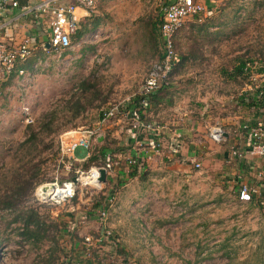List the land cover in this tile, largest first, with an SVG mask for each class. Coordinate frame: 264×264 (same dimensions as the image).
<instances>
[{
  "label": "rangeland",
  "instance_id": "1",
  "mask_svg": "<svg viewBox=\"0 0 264 264\" xmlns=\"http://www.w3.org/2000/svg\"><path fill=\"white\" fill-rule=\"evenodd\" d=\"M169 1L105 0L109 15L101 17L111 26L106 28V38L81 42L84 35L79 44L74 42L66 50L44 46L27 59L26 73L14 72L0 79V171L11 167L19 145L28 137V126L39 125L45 116L56 119L53 127L60 128L54 133L57 152L41 166L48 177L42 183L64 181L89 170L85 161L75 163L74 155L63 157L58 152L60 136L95 125L104 108L133 97L151 67V61L135 60L145 38L137 16L162 15L161 8ZM207 4L218 13H201L197 20L230 23V30H219L224 37V59L235 49L233 57L244 54L249 69L236 80L228 78L223 69L230 71L236 60H217L207 35H201L188 42L178 41L182 62L171 88L187 87L188 92L182 99L176 96L177 101L186 99L206 111L207 122L215 123L223 115H247L251 93L264 86L262 78H252L263 71L254 68L253 62L264 60V0H209ZM98 7L91 13L100 15L102 6ZM47 35L43 32L42 39L48 41ZM145 48L141 52L146 53ZM85 82L94 86L85 91ZM78 102L87 107L81 109ZM86 152L78 147L74 153L85 157ZM124 152L127 157L118 167L125 175L115 174L114 182L108 180L99 187L77 185L76 196L62 206H42L33 194L27 201L26 206H42V216L62 228L60 243L70 255L62 257L61 264L69 260L71 264H186L190 260L197 264H264L255 258L264 238V211L238 203L239 189L235 187L242 183L224 180L213 170L212 159L189 178L181 173L167 175L165 169L157 168L145 177L148 180L141 179L132 176L134 166L127 163V158L134 156ZM252 185L257 187V183ZM103 209L106 213L101 217ZM17 212L0 213V227L9 239L0 252L6 264L29 263L37 251L45 253L51 245L46 242L36 251L29 244H20L23 238L15 227L21 223L7 226ZM73 232L77 238L71 237ZM225 241L227 247L222 248ZM227 249L234 258L224 256ZM261 253L264 258V246Z\"/></svg>",
  "mask_w": 264,
  "mask_h": 264
},
{
  "label": "crops",
  "instance_id": "2",
  "mask_svg": "<svg viewBox=\"0 0 264 264\" xmlns=\"http://www.w3.org/2000/svg\"><path fill=\"white\" fill-rule=\"evenodd\" d=\"M104 1L105 0H98V5L99 7L102 6L101 8L103 11L100 15L95 14V12L85 14L83 20L90 17L98 20L100 23L98 29L105 32L111 26L105 24L103 22V17H101V15H109V12L105 11L108 10L106 9V5L105 7L103 6ZM208 1L209 0H207V3ZM26 2L27 0H21L22 4ZM106 4L109 3L106 2ZM99 7L98 9H101ZM207 8L208 10L206 12V16L218 13V9L214 8L212 5H208ZM17 12H19V9L10 8L7 17H12L17 14ZM156 15L160 17H157ZM156 15L147 14L145 16L139 14L137 16L142 22L138 24L140 29H142L145 38H143V45H141V48H138L139 54L141 55L136 54L135 60L138 62L151 61V67L148 69L145 77L148 75L153 63L160 60V58L157 57L155 49L152 47L151 41L149 40L150 31H148V24L153 26L150 24L151 22H158V24L160 22V27H162L163 13L162 15ZM198 16L199 14L192 16L187 20L184 27L180 30L179 41L182 43L188 42L202 36L206 37L207 35V40L212 43L214 48L215 53L213 56H215L217 60H227L228 62L236 60V58L233 57L235 49L232 53L228 54L226 59H224L225 56L223 46L225 43L221 42L224 37L223 33H220L219 31L226 28L230 30L229 26H231V24L224 22L202 23L197 20ZM18 22L19 27L12 26L4 33L5 40L12 48L16 49L26 37L32 38L33 46H35L34 52L44 47V44L47 41L42 39L41 34L46 32L48 28L47 23L40 20L37 21L29 15L20 17ZM120 28L122 27L117 29ZM139 35L142 36L141 33ZM227 37L231 38L232 34H228ZM139 40L141 43L140 38ZM227 45H229V43H227ZM145 46H147V52H141V49H146ZM34 52L32 54H34ZM27 62L28 60L26 59V61H19L18 63L19 68H23L26 72L27 68L29 69ZM173 82L174 79L172 77L170 82L171 86ZM171 86L164 90L160 89L157 92L158 94H153L154 96L156 95V97L152 95L149 98V121L158 124L160 123L161 131L158 136H155L154 132L152 133L151 131H145L140 135L141 140L146 142L148 147L147 150L143 151V148H140L137 145V138L129 131L131 124L129 113L127 116H121L118 120H114L110 124L111 127L108 129V133H110V137L112 139L111 150L104 147L108 156L107 160L109 158L113 160L115 157H118V163L119 161L121 163L123 158L127 157V152L124 151H128L131 156L136 158L139 157L140 160V164L134 167L135 174H132V176L148 180V174H150L153 169L157 168L165 169V173L167 172V175L181 173L186 178H189L190 176H193V174L198 175L199 173L198 171L200 169L198 168L200 167L196 166V162H199L202 165L207 159H212L214 163L213 170H217L218 174H221L220 176H222V178H224L227 182L234 181L239 184L247 183L250 186H254L252 184L257 183L256 188L258 189V193L256 197L251 201H242L238 196V203L245 207H253L256 211L259 210L263 212L264 156H253L249 152L251 140L249 131L248 129H245V126L252 127V125L264 124V107L259 105L256 106L258 103V101H256V104H253V106L247 105L246 108L249 109V113L247 115L238 117L236 115L228 114L223 115V117L215 123L214 121L207 122L209 120L205 119V110H198V107H195V105L189 103L186 99L177 101L176 96H179V99H182L181 96L188 92V88L182 86L171 88ZM130 107L131 106H127V109L129 110ZM214 126H221L225 130V139L222 142H217L211 137L210 132ZM107 135L108 134H106V136ZM104 140L105 137L98 141L100 146L101 143L103 144ZM154 142L160 143L159 150L154 147ZM233 147L237 148L241 152V155H232L231 150ZM112 150L114 152H112ZM74 156L76 161L75 163H81L80 161L87 160L86 157H79L76 153H74ZM116 160L113 161L116 162ZM115 174L123 176L125 175V171L116 164L115 168L108 173L107 181L115 180ZM163 174L164 173H162V175ZM128 175L129 174L126 173V176ZM145 177L148 178L146 179ZM242 184L236 186L235 188L240 189ZM259 203L261 204L259 205Z\"/></svg>",
  "mask_w": 264,
  "mask_h": 264
},
{
  "label": "built area",
  "instance_id": "3",
  "mask_svg": "<svg viewBox=\"0 0 264 264\" xmlns=\"http://www.w3.org/2000/svg\"><path fill=\"white\" fill-rule=\"evenodd\" d=\"M97 5L98 0H27L24 4L21 3V0H0V79L14 72L26 73L23 68H18V63L26 61L35 50L31 37H26L16 49L12 48L4 38L5 31L12 26L19 27L20 17L29 15L37 21L47 23L48 41L44 46L66 50L72 48L74 42L80 43L81 39L77 40L76 35L81 28V21L85 14L91 13L97 8ZM207 7V0H170L161 8L163 13L161 32L165 55L153 63L143 83L134 92L133 97L128 99L129 101H120L104 108L99 120L93 126H83L63 133L59 141L60 154L63 157H71L78 147H84L88 150L85 156L87 159L91 155L92 147L98 143L99 137H105L108 134L110 124L129 113L131 119L129 131L137 138V145L142 147L143 151L147 150L148 147H143L140 135L145 131H151L155 136H158L161 125L145 120L141 115L146 114L149 108V98L171 82V72L178 59L175 47L177 33L190 17L206 13ZM10 8H17L19 12L12 17H7ZM106 37L104 31L96 29L86 34L81 42H85V40L100 41ZM253 63H255L254 68L259 66L263 68V71L253 75L252 78L259 76L264 80V60L257 59ZM249 65L250 63H248ZM135 99H140L137 107L133 104ZM127 106H131L129 110ZM249 127L245 126V129L249 130L251 140L249 152L253 156H264V124ZM210 134L217 142H222L225 139V130L221 126H214ZM154 147L159 150L160 143L154 142ZM231 151L234 156L241 155V152L235 147ZM116 162L109 158L105 164H94L86 172L77 173L74 176L78 180L77 183L73 181L74 177L64 181L56 179L50 183H42L36 188V200L53 206L65 205L76 196L77 185L99 187L106 183L100 180L101 168L107 169L109 173L116 164L118 165V159ZM139 162V157L127 158L128 166H137L140 164ZM200 165L199 162H196L197 167ZM257 193L256 187L244 183L239 189V198L242 201H251ZM105 213L104 209L101 210V217L105 216Z\"/></svg>",
  "mask_w": 264,
  "mask_h": 264
},
{
  "label": "trees",
  "instance_id": "4",
  "mask_svg": "<svg viewBox=\"0 0 264 264\" xmlns=\"http://www.w3.org/2000/svg\"><path fill=\"white\" fill-rule=\"evenodd\" d=\"M99 24L100 23L98 20H95L91 17L86 20H82L81 28L76 35V39L80 40L84 35L99 27ZM150 24L153 26H150L148 24V31H150L149 40L151 41L152 47L153 49H155V52L159 54L158 57L161 59L163 55H165V48L162 44L160 22L159 24L158 22H151ZM179 33L180 31L175 37V47L178 53V59L171 72V80L172 77L174 79L175 71L178 70L182 62V58H180L179 56V53H181V49L179 52V49L177 47V45L179 46ZM233 66L234 67H232L230 71L223 69V72L228 74V78H230L231 80H236L243 75L245 76V73L247 72L246 70L249 69L247 67L248 62L244 54L237 56L236 63ZM86 83L87 82L83 83V89L85 91L94 86V84L91 82H89L88 85ZM170 86L171 84L168 86H164L161 88V90H164ZM251 94V98L253 99V101H251V103H248L247 105L253 106V104L255 105V102L258 101L256 105L264 107V88L256 89ZM154 97H156V95ZM139 101L140 99H135V103L133 104H135L137 107ZM78 104L80 105L81 109H85L87 107H85L81 102H78ZM77 112L79 113L80 109H78ZM141 116L145 120H150V110L148 109L146 114H142ZM55 120L56 119H54L53 117L45 116L43 117V120L39 123V125H29L28 137L19 145L17 152L13 157L14 161L12 162L11 167L7 171H0V213H12L18 211L17 214L7 222V226H10L13 222L21 223L20 225H17L15 227V229H17V233L20 236L22 235L23 238V240H19L18 242H20V244H29L30 247L34 248L36 251L38 250L37 248H40L44 243L51 242L50 248L47 249L45 253H39L37 251L35 258L31 262H21L19 264H61L62 257H68L70 255L69 250L67 251L60 243V239L58 236V234L62 230L60 225L54 222L47 221L41 214L40 207L51 206V204L41 203L36 200L35 197L36 188L40 185V183L48 179L46 171L42 170L41 166L43 163L47 162V160L50 159L51 154L55 155V153L57 152V150L53 148L55 143L54 139L56 137L54 133L57 132L58 134L59 131L57 130L60 127H53L55 125ZM257 125H252V127ZM38 126L39 129L37 128ZM111 143L112 139L110 137V133H108V135L105 136L103 144L101 143V146L98 142L96 146L92 148L90 152L91 155L85 161L86 166L89 167L93 164H105L107 162L108 156L104 150V147H107L109 150H111ZM47 150H49V152L45 153V151ZM58 152L60 153L59 149ZM112 152L114 151L112 150ZM37 158L39 159L37 160ZM133 174H135V171L133 172ZM32 194L34 201H37L42 206H39L38 208L35 205L26 206V203L32 197ZM260 204L261 203H259V205ZM21 208L25 209H22L20 211ZM2 218H4V215H2ZM2 223L3 222L0 220V225ZM71 237L77 238V233L73 232L71 234ZM7 240H9L8 237L4 234V230L0 227V252L1 249H3V247L5 246V242ZM226 240H228V238ZM263 246L264 238L260 242V245L258 246V249L256 251L255 258L260 262L264 261V258L262 257L263 254L261 253V249L263 248ZM221 247H227L226 241ZM224 256H227L231 259L234 258L233 253L230 249H227L224 252ZM71 258H73V256H71ZM0 264H6L1 259V255ZM65 264H71L70 260ZM186 264L197 263H193L190 260L187 261ZM239 264L246 263L240 262Z\"/></svg>",
  "mask_w": 264,
  "mask_h": 264
},
{
  "label": "water",
  "instance_id": "5",
  "mask_svg": "<svg viewBox=\"0 0 264 264\" xmlns=\"http://www.w3.org/2000/svg\"><path fill=\"white\" fill-rule=\"evenodd\" d=\"M103 138H104V137L101 136V137H99V140H102ZM107 174H108L107 169H105V168H101V178H100V180H101L102 182H107ZM73 181H74L75 183L78 182V180H77L76 177L73 178Z\"/></svg>",
  "mask_w": 264,
  "mask_h": 264
}]
</instances>
